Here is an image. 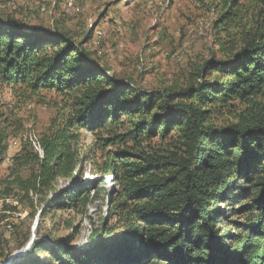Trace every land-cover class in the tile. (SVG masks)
<instances>
[{
  "label": "trees",
  "instance_id": "obj_1",
  "mask_svg": "<svg viewBox=\"0 0 264 264\" xmlns=\"http://www.w3.org/2000/svg\"><path fill=\"white\" fill-rule=\"evenodd\" d=\"M223 3L216 22L223 58L206 61L193 83L164 92L112 76L62 30L0 19L1 81L63 99L39 139L42 156L29 143L10 156L24 122L0 107V172L10 161L0 177V226L13 234L10 219L24 205L32 219L36 199L47 203L43 212L65 206L56 200L62 180L70 186L65 201L76 207L90 195L89 161L108 200L86 245L39 237L14 264H264V0L259 10ZM232 103L244 106L238 121H211L214 107ZM83 130L95 137L86 150ZM169 138V149L158 147L156 140ZM8 258L0 250V264Z\"/></svg>",
  "mask_w": 264,
  "mask_h": 264
},
{
  "label": "rangeland",
  "instance_id": "obj_2",
  "mask_svg": "<svg viewBox=\"0 0 264 264\" xmlns=\"http://www.w3.org/2000/svg\"><path fill=\"white\" fill-rule=\"evenodd\" d=\"M259 2L241 0L249 10L263 8H258ZM224 8L223 0H0V19L20 22L29 30H62L82 44L91 59L108 68L112 76L130 81L147 92H164L193 83L206 61L223 58L222 36L216 22ZM25 91L9 87L0 79V107L24 122L21 132L24 134L20 138H27L14 144L19 137L11 141V157L23 143L31 144L42 156L40 140L50 133L53 121L62 112L63 99L56 93L42 91L33 95ZM213 110L211 121L220 126L238 121L244 106L232 103L218 105ZM94 139L92 133L81 131L83 150L91 148ZM171 140L163 143L156 140V143L169 149ZM9 163L2 166L0 177L5 176ZM101 178L92 174L91 162H86L83 181L93 183L89 197L80 198L76 207L65 201L64 194L70 186L63 180L59 183L62 195L56 200L63 201L65 206L49 207L43 212L47 203L40 205L36 199L35 215L31 219L24 205L23 213L10 219L15 228L13 234L7 231L12 228L10 225L0 226V236H6L0 250L9 258L16 254L15 263L30 254L39 237L50 238L51 242L70 238L74 247L86 245L107 212L108 200ZM104 179L113 191L115 185L110 173ZM53 197L54 194L49 195V200ZM27 234H30L28 242L20 246ZM42 257L49 261L51 254Z\"/></svg>",
  "mask_w": 264,
  "mask_h": 264
},
{
  "label": "water",
  "instance_id": "obj_3",
  "mask_svg": "<svg viewBox=\"0 0 264 264\" xmlns=\"http://www.w3.org/2000/svg\"><path fill=\"white\" fill-rule=\"evenodd\" d=\"M17 257V255H13L12 257H10L6 262L2 263V264H13L14 263V259Z\"/></svg>",
  "mask_w": 264,
  "mask_h": 264
},
{
  "label": "built area",
  "instance_id": "obj_4",
  "mask_svg": "<svg viewBox=\"0 0 264 264\" xmlns=\"http://www.w3.org/2000/svg\"><path fill=\"white\" fill-rule=\"evenodd\" d=\"M20 139H27V138H20V137H19L18 139H15V140L13 141L12 144H14L15 141H18V140H20Z\"/></svg>",
  "mask_w": 264,
  "mask_h": 264
},
{
  "label": "bare ground",
  "instance_id": "obj_5",
  "mask_svg": "<svg viewBox=\"0 0 264 264\" xmlns=\"http://www.w3.org/2000/svg\"><path fill=\"white\" fill-rule=\"evenodd\" d=\"M71 6L73 5L72 3L70 4ZM32 139V138H31Z\"/></svg>",
  "mask_w": 264,
  "mask_h": 264
}]
</instances>
